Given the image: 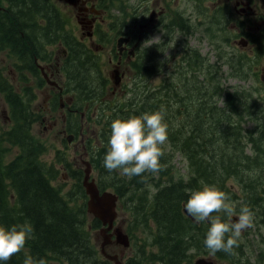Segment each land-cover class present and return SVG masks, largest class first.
Returning <instances> with one entry per match:
<instances>
[{
  "label": "trees",
  "instance_id": "16d2710c",
  "mask_svg": "<svg viewBox=\"0 0 264 264\" xmlns=\"http://www.w3.org/2000/svg\"><path fill=\"white\" fill-rule=\"evenodd\" d=\"M1 1L6 3L5 8ZM49 3V0H0V49L8 48L20 59L27 56L28 45L24 46V43L31 35V17L49 20L50 26L44 27L47 36L57 33L61 26L58 20L60 15L56 7ZM193 54L178 57L176 68L169 65L167 57L163 59L164 71L170 72L162 75L159 90L154 83L137 82L133 88L126 90L123 99L111 104L114 111L110 119L113 120L164 107L168 141L163 146L164 155L160 160L162 169L156 173L157 176L144 173L137 181L135 176L131 179L121 176L120 170L110 173L103 166V157L110 135L106 132L110 131L111 124L104 122L102 125L104 136L100 137L101 144L92 162L97 165L101 177H109L110 182L104 183L101 180L99 187H110L118 195V206L130 211V228L133 229L138 221L145 226L149 222L155 226L146 232L148 237L144 238V245L147 248L139 246L128 260L129 264L145 261L151 264L191 263L192 257L187 251L197 249L196 245L201 244L204 233L210 227L209 222L196 223L184 213V204L188 199L186 189H199L201 184L198 179L207 184H215L228 193L226 180L233 177L246 187L243 201L251 209L254 210L264 202V188L258 192L254 190V187L262 186L264 180V172L260 171L264 160V124L260 118L251 115L255 113L254 110L239 103L246 97L241 98L239 91L231 93L220 85V78H217L218 65L211 63L208 70L201 73L202 79H199L196 72L200 60L192 61V68L188 67V57ZM243 59L235 55L233 67L236 70L242 67L239 61ZM132 68L138 76L139 65L132 63ZM248 73L244 70L241 78ZM91 80L85 77L86 88H83L84 85L77 87L79 92L75 89L83 100L99 93V87L96 90L89 88L95 85ZM254 89L259 91L258 85ZM0 90L4 92L8 103L7 114L10 118L9 127L0 120V226L10 228L24 222L33 226V236L25 247L10 260L0 264H23L26 256H31L35 261L43 259L46 264L54 261L59 264H113L98 255L88 234V218L91 229L98 228L100 221L87 213V196L80 182H77L73 191L68 189L66 193L53 185L52 181L60 169L53 163L47 164L42 158L47 146L32 132V124L37 119L32 111L33 105L21 102L17 96L13 98V92L6 84L0 85ZM222 92L225 106L215 101L222 97ZM254 99L260 101L258 113L261 106H264V96L258 95ZM242 115H248L254 122L252 129H244L242 120L234 119ZM182 117H186L184 124L181 122ZM174 120H177V125ZM248 142L252 146L251 155L244 153V146ZM13 148L17 152L6 160L8 151ZM175 150L184 157L190 170L185 177L177 175L172 157ZM63 161L64 158L59 154L58 162ZM249 168L259 169L258 179L248 178L243 172L241 174L242 170ZM62 170L77 181L82 175V171L74 168L71 162L64 164ZM144 179L147 180L145 184L142 183ZM152 183L157 185L155 195L149 191ZM78 193L80 201L72 202V197ZM262 210L264 213V207ZM219 215L226 219V215Z\"/></svg>",
  "mask_w": 264,
  "mask_h": 264
},
{
  "label": "flooded vegetation",
  "instance_id": "af4514ba",
  "mask_svg": "<svg viewBox=\"0 0 264 264\" xmlns=\"http://www.w3.org/2000/svg\"><path fill=\"white\" fill-rule=\"evenodd\" d=\"M49 1L60 15L58 20L61 26L58 32L51 37L47 36L44 27L50 26L49 20L31 17V35L24 43V46L28 45L27 56L20 59L14 54L18 60L7 66L0 64V85L6 84L13 92V98L17 96L21 102L33 105L32 111L37 119L32 125L44 123L46 120H59L62 125L61 132L66 135L69 133L68 143L73 144L78 138L79 145L74 147L80 146L83 151L79 155L80 161L86 158L92 162L91 143L102 137L101 124L104 119L111 117L109 114L114 111L111 105L114 102L113 97L121 92L122 87L125 88L124 85L130 78L127 72L129 69L134 72L132 63H137L140 67V83L153 81L158 90L161 88L162 75L170 72L164 71L163 67L162 53L165 51L172 54V59L180 57L179 52L182 56L193 52V56L188 57V67L192 68V61L197 59L200 60L198 69L201 73L208 70L211 63L202 52L199 41L190 43L195 35L202 36L201 40L207 43L211 37L217 36L219 46H222V33L226 29L228 34L224 33L225 37L239 46L237 52L240 58L244 57L239 65L249 68L248 75L259 73L264 83V0ZM177 33L181 36L174 47L169 48ZM156 36H160L163 44L143 46L146 41ZM218 56L222 61V50ZM259 58L262 60H258ZM216 64L220 66L219 61ZM173 70L174 68L171 71ZM134 73L131 79L134 78ZM78 75L81 77L78 78ZM85 77L101 80L97 84L100 92L89 100L80 98V90L77 89L84 85ZM83 88H86L85 85ZM0 94L6 102L2 90ZM40 94L43 105L34 103ZM6 106V111L3 110L0 115L1 122H10L7 102ZM86 142L88 148L85 146ZM56 152L64 151L57 149ZM46 154L44 152L42 158L50 164L52 161L47 162L44 159ZM71 163L76 166V163ZM239 198L243 200V194ZM261 211L260 218L254 219L255 234L258 231L264 232V214ZM231 219L235 221L237 217L233 216ZM249 236L250 228L242 232V238L232 254L220 251L212 255L204 243L196 245L197 249L192 248L187 253L192 257L195 249L202 259L209 257L216 264L264 263V234L261 237L263 241L257 244L252 238L248 239ZM108 240L106 245L100 247L99 256L102 255V259L111 262L106 257L111 256V252L122 263L129 264L128 260L133 254L127 255L122 250L116 252L114 234ZM257 255L259 258L255 263Z\"/></svg>",
  "mask_w": 264,
  "mask_h": 264
},
{
  "label": "rangeland",
  "instance_id": "374dc122",
  "mask_svg": "<svg viewBox=\"0 0 264 264\" xmlns=\"http://www.w3.org/2000/svg\"><path fill=\"white\" fill-rule=\"evenodd\" d=\"M2 6H4V8L6 7V3L4 1H1ZM224 33L228 34L227 30L225 29V31H223L222 33V46L220 45L219 39L217 36L215 37H211L209 40V43L202 41V36L199 35H195V38L191 39L190 43L194 44L196 41H199L200 47L202 49V52L205 53V55L208 56L209 62L210 63H217L218 61L220 62V68H219V72L217 74V78H220V85L224 88V90L226 89L227 91L231 92V93H237L239 91V96L241 99L239 103H241L242 105H244L246 108H249L251 110H254L255 113L251 114L253 115V117H257L258 119L260 118V122L262 124H264V106H261L259 112L257 113V108L258 105L260 103V101L255 100L254 97H257L258 95L264 96V83L261 81V77L259 73H251V75H247L244 79L241 78V74L244 70H247L249 72V68L245 65H242V67L238 70H236V68L233 67V65H235V62L233 61L235 55H238L237 50H239V46H237L233 41H227V40H231V39H227L224 35ZM195 34H197V31H195ZM212 34V33H211ZM224 41H227V43H224ZM4 50V51H3ZM166 50V49H165ZM220 50H222V61L219 60V56L220 55ZM176 53H173V55H175ZM163 59L165 57H167V59H169V65L171 67H175L176 65V59H174L175 57H173L172 59V54L169 52H163ZM179 56L181 57V53L179 52ZM16 57V58H14ZM14 60H18L17 56H15L13 53H11L8 49L6 48H2L0 49V64L3 66H7L8 64L11 65V63ZM258 60H262V58H259ZM229 62H231L232 64H229ZM256 63V61H254ZM254 63V65H255ZM176 68V67H175ZM174 68V69H175ZM132 70L129 69V74L128 77L130 76L128 82L125 83V88L120 89L121 92H119V94H116L113 97V101H119L121 99L124 98V95L126 93V90H130L131 88L134 87V85L138 82L140 83V77L136 76L134 73V78L131 79L133 77V73L131 72ZM195 73V72H194ZM196 74L198 75V78L200 79V77L202 76L201 71H197ZM254 74L256 75L254 78ZM10 77H11V73H10ZM81 77L80 75H78V78ZM92 78V77H91ZM257 79V81H256ZM127 80V79H126ZM95 82V85L92 87H89L90 89H94L96 90L98 88V81L94 80V78L91 80ZM90 81V82H91ZM86 82V81H84ZM149 83H153L149 82ZM155 85V84H154ZM258 85L259 87V91H257L256 89H254V87H256ZM117 87V86H116ZM115 91V90H114ZM98 92H100V90H98ZM109 92L111 93L112 91L109 90ZM112 94V93H111ZM38 95V94H37ZM88 98V95H87ZM90 99L93 98V96L89 97ZM42 95L40 94V96L36 97V100L34 101V103H39L41 105H43V101H41ZM89 100V99H88ZM216 103L220 106H225V99H224V92H222V97H219L218 99H215ZM256 105V107H255ZM264 105V104H263ZM7 106H6V102L4 101L3 96L0 94V115L1 112L3 110L6 111ZM95 110V108H94ZM109 115H113V113L109 114ZM111 118V117H110ZM104 119V122H109V125L111 124L113 119ZM192 118V117H190ZM174 119V118H172ZM186 117H182L181 118V122L184 124V122ZM235 120L241 119V125L242 127H244V129H252V127L254 126V122L249 118L248 115L246 116H235L234 117ZM176 125H177V120H174ZM5 125H7L8 127L10 126V122L8 121H3ZM104 122L101 124V126L104 124ZM62 129V125L61 122L59 120H46L44 121V123H35L32 126V132L34 134V136L40 140L41 142H43L46 146H47V150H46V155H44V159L47 162L53 161L56 164V168L58 167L60 169V174L58 176V180L55 181L53 180V185L59 187V189L62 190L63 193H65V191H68V189H75V179L72 178V176H67L66 172H63L62 167L64 164L69 163V162H74L76 163V166L78 168H80L81 170H83L84 165L82 164V161H80L79 155L82 154V149L80 148V146H78L77 148L74 147V145H79V139L76 138V140L74 141L73 144L68 143L67 139H64L65 137L69 136V133L63 134V132H61ZM106 134H110V131L108 130L106 132ZM101 136H104V131H102L100 133ZM100 141H98L97 139L94 140L91 143V147H90V151L91 153L94 155L97 151V149L100 147ZM86 148H88V143H85ZM60 150V151H64L60 157L64 158L63 162H58V157L59 154H56V150ZM17 152L16 148L11 149V151H8V155L6 157V160H9L12 155L14 153ZM252 146L251 144L248 142L245 146H244V153L246 155H251L252 154ZM91 155V154H90ZM173 163L174 166L176 167L177 170V175H182L183 177H185L187 175V173L190 172V170L187 168L186 165V161L184 159V157L177 151H173ZM263 163V167L260 171L264 172V160L262 161ZM73 167L75 168V165H73ZM255 168H249V169H244L241 171V174L243 172V174H246V176L249 178H254L258 179V175H259V169H255ZM91 175L95 178L94 180H96V182L99 184V182H104V183H109V177H101V173L99 172V170L97 169V165L94 164L93 169L91 171ZM157 176V174H156ZM141 176H135L134 178L138 181L139 178ZM263 178V176H261ZM198 178V177H197ZM264 179V178H263ZM102 180V181H101ZM199 182H201L200 179H198ZM253 180V181H254ZM264 181V180H263ZM147 182L146 179L143 180V184H145ZM227 182V186L229 187L228 190L229 192L227 193L231 199L232 202H235L237 204V211L239 210V205L241 203L246 204L247 202L241 200L239 197L245 192V186L243 185L242 182H237L233 177L229 178L228 180H226ZM262 186H257L258 188L254 187V190H260L261 188H264V182L261 183ZM151 187H149V191L150 193H152L151 188H154L155 190L157 189V185L155 184H150ZM109 191H113L114 190L110 187L106 188ZM225 192V191H224ZM258 192V191H257ZM76 194V193H75ZM80 194L78 193L75 197H72V202L74 200H76L77 202L80 201ZM87 199V198H86ZM125 201L126 198L124 197ZM127 202V201H126ZM263 202V201H262ZM248 204V203H247ZM264 207V202L261 205H258L254 208V214H255V219L260 218L261 213L259 211H261ZM117 210V214H116V218H115V224L119 225L120 227L123 228V230L127 233L128 236V240H129V245L127 247L123 246L121 243L117 244L116 247V252L119 251H123L125 254L127 255H131L134 254L135 251L137 250V248L139 246H144L145 248H147L146 245H144V238H147L148 236H146V232L151 229V228H155L154 224L149 222L147 226H145L144 224L140 223V221L137 222L136 226L134 227V224H131V226H133L134 228H130L128 226V224L130 223V216H129V212L125 207H121V205L116 207ZM259 213V215H258ZM222 214V213H221ZM90 218H88V234L89 236H91L92 241L95 244L96 249L98 250V252L100 251V247H101V243L103 241V237L100 234V227L96 228V229H91L90 228ZM121 228V229H122ZM250 232H251V236L248 237V239H253L255 241V243L257 244L258 242L260 243L261 241H263L261 239L262 235L264 234V232L258 231V233H253V227L250 228ZM242 238V237H241ZM204 241V240H203ZM201 243H204V242ZM104 250L106 252H108V249L106 250L104 248ZM124 253H123V257H124ZM109 254L111 256H114L116 254H113L111 252H109ZM102 255H100L101 257ZM99 257V258H100ZM194 259L200 257L199 254H196L195 249L193 251V256ZM259 256H256V261L255 263H257ZM118 259V257H117ZM119 260V259H118ZM120 261V260H119ZM125 261V259H124ZM254 260L252 259L251 262H253ZM49 264H59L58 262L54 261L51 262ZM141 264H151V263H147L146 261L144 263ZM264 264V263H262Z\"/></svg>",
  "mask_w": 264,
  "mask_h": 264
},
{
  "label": "clouds",
  "instance_id": "9594fccd",
  "mask_svg": "<svg viewBox=\"0 0 264 264\" xmlns=\"http://www.w3.org/2000/svg\"><path fill=\"white\" fill-rule=\"evenodd\" d=\"M180 36L177 33L169 48L174 47ZM153 44H163L160 36L146 41L143 46ZM167 141L168 124L163 106L157 111L130 115L126 119L117 117L110 125L103 166L110 173L120 170L119 174L129 179L143 176L144 173L156 174L162 169L160 160ZM200 184L199 189H186L188 199L184 208L196 223L209 222L204 245L210 254L215 255L220 251L232 254L233 249L238 246L242 232L253 227L255 214L244 203L239 205L237 211V204L215 184L203 181ZM151 191L155 195L156 190L151 188ZM219 213H224L227 219H223ZM233 216L237 217L235 221L231 219ZM32 236L33 226L28 222L14 224L10 228L0 226V262H7L19 253ZM23 264H46V261H35L31 256H26Z\"/></svg>",
  "mask_w": 264,
  "mask_h": 264
},
{
  "label": "water",
  "instance_id": "95a60500",
  "mask_svg": "<svg viewBox=\"0 0 264 264\" xmlns=\"http://www.w3.org/2000/svg\"><path fill=\"white\" fill-rule=\"evenodd\" d=\"M118 79L115 77V82ZM84 168V176L82 179V185L85 190V193L88 196L86 201L87 213L91 216L98 218L102 224L100 228V234L103 237V241L101 246L106 245L109 240L108 238L114 234L115 240L117 243H121L123 246L128 245V237L119 226H113V221L116 218V202L117 195L111 191L105 190L100 192L94 179H90V171L91 166L88 161H83ZM112 230V232H109ZM109 232V234H107ZM106 257L114 262V264H122L117 257L106 255ZM194 264H214L213 262L204 260L202 258L197 259Z\"/></svg>",
  "mask_w": 264,
  "mask_h": 264
},
{
  "label": "bare ground",
  "instance_id": "6f19581e",
  "mask_svg": "<svg viewBox=\"0 0 264 264\" xmlns=\"http://www.w3.org/2000/svg\"><path fill=\"white\" fill-rule=\"evenodd\" d=\"M157 69V68H156ZM159 70V69H158ZM160 71V70H159ZM156 73V72H155ZM262 180V179H261ZM264 182V181H263ZM256 191V190H255ZM258 196V195H257ZM263 203V202H262ZM262 212V211H261ZM264 214V213H263ZM258 215H259V213H258ZM204 242V241H203Z\"/></svg>",
  "mask_w": 264,
  "mask_h": 264
}]
</instances>
